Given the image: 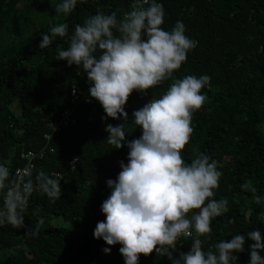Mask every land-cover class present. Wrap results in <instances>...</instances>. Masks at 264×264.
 I'll return each mask as SVG.
<instances>
[{
	"label": "trees",
	"instance_id": "1",
	"mask_svg": "<svg viewBox=\"0 0 264 264\" xmlns=\"http://www.w3.org/2000/svg\"><path fill=\"white\" fill-rule=\"evenodd\" d=\"M165 9L164 30L180 20L186 36L197 46L174 77L207 74L210 85L201 89L207 99L192 118L193 133L182 150L191 162L206 153L218 162L223 173L215 199L227 198L229 212L212 221L213 233L204 247L231 235L259 231L264 242V222L260 214L264 203H257L241 184L251 180L264 194V0H159ZM60 0H0V162L6 163L12 177L23 167L22 151H44L35 161L33 178L43 170L61 179V199L50 201L38 189L24 213L25 227L0 226V264H125L121 245L109 246L97 240L93 231L105 219L100 208L111 189L106 181L116 179L126 164L128 149H113L106 141V123L122 121L105 115L98 101L71 103L73 88L85 91L90 85L76 65L57 60V46L67 47L57 38L40 49L42 35L60 23L82 24L98 12H117L118 18L131 10L134 0H88L78 4L70 15L56 11ZM146 6V5H145ZM173 82L164 81L147 94L133 91L125 111L132 113L153 98H159ZM71 109L75 123L54 131L65 110ZM135 125L130 121L126 130ZM141 135L139 128L129 140ZM77 163L72 166V160ZM234 219L233 224L228 219ZM38 232L37 235H31ZM203 239V238H202ZM238 255V264H248L250 245ZM191 240H182L173 253L191 248ZM111 252L105 254L103 249ZM264 257V252L259 253ZM138 264H171L154 251L140 254Z\"/></svg>",
	"mask_w": 264,
	"mask_h": 264
},
{
	"label": "clouds",
	"instance_id": "2",
	"mask_svg": "<svg viewBox=\"0 0 264 264\" xmlns=\"http://www.w3.org/2000/svg\"><path fill=\"white\" fill-rule=\"evenodd\" d=\"M87 2L60 0L56 11L67 16ZM165 15L159 0H134L131 10L120 18L115 11L98 12L71 32L67 24L60 23L44 33L39 44L46 49L57 38L65 40L66 48L57 46V60L76 65L86 75L90 97L105 113L102 121H122L115 126L106 123V141L116 150L127 147L128 162L120 161L116 179L106 181L111 192L100 208L105 219L97 223L93 236L109 246L121 245L125 264H138L140 254L148 256L154 251L171 264H238L237 254L245 251L246 239L255 242L249 246L248 264H264L259 231L229 234L231 240L204 247L213 233L212 221L229 212L227 198H214L223 173L206 153L191 162L181 153L193 133V114L207 99L201 89L210 85L211 77H174L197 42L186 36L183 21L164 30ZM169 79L173 82L167 90L134 111L129 120L125 106L133 91L146 95ZM130 121L134 129L141 130L132 140L128 136L134 129L126 130ZM76 163L77 159L71 162L72 166ZM60 181L43 170L33 178L31 166L12 177L6 163L0 162V226L24 228V213L34 191L38 189L54 202L62 196ZM240 187L257 203H264V194H258L251 180ZM260 220L264 222V212ZM234 222L229 217L228 223ZM182 240H191V248L175 258L173 253ZM103 252L109 254L111 249L105 247Z\"/></svg>",
	"mask_w": 264,
	"mask_h": 264
},
{
	"label": "built area",
	"instance_id": "3",
	"mask_svg": "<svg viewBox=\"0 0 264 264\" xmlns=\"http://www.w3.org/2000/svg\"><path fill=\"white\" fill-rule=\"evenodd\" d=\"M80 102H85L86 104H93L95 102L94 98L90 97L89 89L85 91L78 90L76 88L72 89L71 103L73 105H77ZM71 123H75V119L71 117V109H67L64 111L59 123L53 124L52 122H50L49 126L54 128V131H60L62 128L68 127ZM44 154L45 152L43 150L40 152L22 151L19 154V157L21 160L25 161V165L23 167L16 168L14 175L16 176L18 173L23 172L29 166L33 168L35 165V161L42 159L44 157Z\"/></svg>",
	"mask_w": 264,
	"mask_h": 264
}]
</instances>
